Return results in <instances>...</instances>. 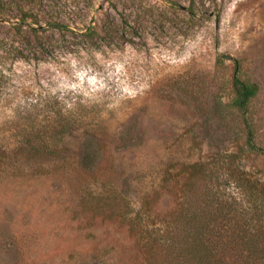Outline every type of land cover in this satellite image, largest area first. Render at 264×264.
<instances>
[{
    "label": "rangeland",
    "instance_id": "374dc122",
    "mask_svg": "<svg viewBox=\"0 0 264 264\" xmlns=\"http://www.w3.org/2000/svg\"><path fill=\"white\" fill-rule=\"evenodd\" d=\"M0 6V264H116L130 220L168 208L169 172L223 152L264 185L244 146L264 149V0ZM234 79L257 87L244 112Z\"/></svg>",
    "mask_w": 264,
    "mask_h": 264
},
{
    "label": "trees",
    "instance_id": "16d2710c",
    "mask_svg": "<svg viewBox=\"0 0 264 264\" xmlns=\"http://www.w3.org/2000/svg\"><path fill=\"white\" fill-rule=\"evenodd\" d=\"M22 3L15 7L19 16L13 26L22 34V43L37 46L43 30L36 22L25 23ZM59 27L48 25V29ZM232 92V108L244 112L257 87L234 79ZM246 137L247 153L264 157V149L254 145L251 132ZM238 154L223 152V161L212 167L202 162L169 172L174 188L168 208L157 214L161 217L158 224L149 223L151 218L142 217L141 211L130 220L138 222L135 229L126 230L133 242L112 245L116 264H264V185L259 186L253 174L244 170Z\"/></svg>",
    "mask_w": 264,
    "mask_h": 264
}]
</instances>
